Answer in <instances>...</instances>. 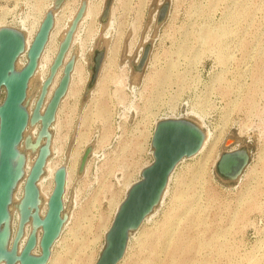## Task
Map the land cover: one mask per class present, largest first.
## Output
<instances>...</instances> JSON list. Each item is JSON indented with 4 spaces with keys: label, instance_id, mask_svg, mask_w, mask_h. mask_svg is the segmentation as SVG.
<instances>
[{
    "label": "rangeland",
    "instance_id": "374dc122",
    "mask_svg": "<svg viewBox=\"0 0 264 264\" xmlns=\"http://www.w3.org/2000/svg\"><path fill=\"white\" fill-rule=\"evenodd\" d=\"M52 1L0 0V28L28 32ZM107 1L65 0L55 11L49 57L87 4L67 54L75 58L72 86L51 127L49 161L71 176L49 264L97 263L119 206L153 162L157 123L175 118L196 123L209 143L177 165L119 264H264V0H113L102 24ZM238 149L249 164L236 181L224 180L219 158Z\"/></svg>",
    "mask_w": 264,
    "mask_h": 264
},
{
    "label": "water",
    "instance_id": "95a60500",
    "mask_svg": "<svg viewBox=\"0 0 264 264\" xmlns=\"http://www.w3.org/2000/svg\"><path fill=\"white\" fill-rule=\"evenodd\" d=\"M112 1H107L100 20L102 24L109 21ZM64 2L65 0H55L51 10L46 13L28 51V62L21 70H17L16 65L25 51V35L14 28L0 29V264H48L53 246L60 238L66 222L63 201L66 167H60L55 173L54 189L44 216L40 214L41 199L37 184L51 155V127L70 85L74 57L66 64L59 86L44 112L43 107L49 86L63 65L75 32L86 13L85 2L78 9L60 44L50 75L41 88L33 112L30 114L26 108L29 83L53 29L54 13ZM167 10L168 6L165 5L160 12L159 22L164 20ZM148 56L149 47L145 49L136 66L138 72L143 70ZM104 57L103 49L94 54L90 86H94L99 78ZM38 124L40 130L33 142L30 137H25V133L28 126ZM204 141L205 133L201 127L187 119H166L157 124L151 141L153 162L142 171L141 179L129 189L105 236V246L96 264H119L123 260L131 233L137 231L160 204L177 165L196 156ZM23 142L26 149H37V158L17 206L19 223L13 234L10 207L13 205L14 192L25 175L26 156L20 150ZM233 142L234 140L228 141L229 144ZM91 152L90 147L85 150L79 172L85 170ZM249 161L250 154L245 149L226 151L220 156L216 169L224 180L236 181L247 168ZM27 225L31 226V232L21 246ZM38 231H41L40 240ZM38 245L40 254L35 255Z\"/></svg>",
    "mask_w": 264,
    "mask_h": 264
},
{
    "label": "bare ground",
    "instance_id": "6f19581e",
    "mask_svg": "<svg viewBox=\"0 0 264 264\" xmlns=\"http://www.w3.org/2000/svg\"><path fill=\"white\" fill-rule=\"evenodd\" d=\"M54 1L55 0H53L50 3L49 9L47 10V12L49 10H51V8L53 7ZM46 13L41 18V20L38 21V23L35 26V28L30 29L26 33L20 31V32H22L25 35V38H26V47H25V51L23 52V54L19 57V59L17 61V65H16L17 66V70H21L27 64V62H28V58H27L28 51H29V49H30V47H31V45L33 43V40H34V38H35V36H36L39 28H40V25H41V23H42L45 15H46ZM86 15H87V13H86ZM55 25H56V18H55L54 26H53V29H52V31L50 33L48 42H47V44H46V46H45V48L43 50V53H42V55H41V57L39 59V63H38L37 69L35 71V74L33 75L32 79L30 80V83H29V88H28V93H27V101H26V108H27V110H28V112L30 114L33 112V110L35 108V105H36V101L37 100H35V95L38 94V92H41V88H42L43 84L48 79V77L50 75L51 68H52V66L54 64V61L56 59V56L58 54L59 47H60V44H61L60 43L59 45H57L58 47L53 51L52 55L49 57L48 52H49V47H50V44H51V41H52V38H53V30H54ZM68 25L69 26H67V28L65 29L64 33L62 32L63 34H62L61 42L63 41L66 33L69 30L70 24H68ZM1 28H4V27H1ZM67 54L65 56L63 65L59 68V70L57 71V73L55 74V76H54V78H53V80L51 82V85L49 86L48 94H47L46 101H45V104H44V107H43V112H44L47 104L50 102L51 98L53 97L54 92L58 88L59 83H60V81L62 79L65 66L69 62V60L67 59ZM75 71H76V67L74 66L73 72L71 74L70 85H69V88H68V91H67L65 97L69 94V90L71 89V86H72V78H73V74H74ZM33 85H34V94L32 95L31 94V89H32ZM64 98L62 99V101L64 100ZM62 101H61V103H62ZM59 108H60V106H59ZM58 112H59V109L57 111V114H58ZM57 114H56V119H57ZM39 130H40V124H38L36 126H33V127L28 126L27 131L25 133V137L28 136V137H30L32 139L33 142H35L36 139H37ZM209 139H210L209 138V134L208 133H205V141H204V144H203V147H202L201 151L198 154H201L206 149L207 144L209 143ZM52 145H53V143H52ZM21 152H24V154L26 156L25 175H24L23 179L19 182V184H18V186H17V188H16V190L14 192V195H13V205L10 207V213H11V218H12V220H11V228H12L13 234H15V232L17 230V227H18V223H19V212L17 210V206H18L19 202L21 201V199L23 197L24 185H25L26 179L28 178V176H29V174L31 172V169L33 167V164H34V162H35V160L37 158V149L36 148H30V149L24 148V151H21ZM51 153H53V146H51ZM152 157H153V152H152ZM60 167H62V166H60ZM60 167L57 166V164L52 165L51 162L49 161V158H48L47 163H46V166H45V169H44V174L41 176V178H40V180H39V182L37 184L38 189H39V192H40V199H41V205H40V214H41V216H44L45 213H46L48 201H49V199L51 197V194L53 192L54 185H55L54 184L55 173H56V171ZM66 170H67L66 184L69 185L71 171L68 168H66ZM65 192H66V188H65ZM63 201H64V204H65V194H64ZM13 206H14V210L12 209ZM120 206H119V208H120ZM64 216H66L65 215V212H64ZM65 225H66V222H65ZM65 225H64V227H65ZM64 227H63V229H64ZM30 232H31V226L30 225H27L26 228H25V237H24V239L22 241L21 246H23L25 244V242H26V240H27L28 235L30 234ZM62 232H63V230H62ZM61 235H62V233H61ZM38 238L40 240V238H41V231H38ZM60 238H61V236H60ZM60 238L57 240V242L55 243V245L59 242ZM54 246H53V248H54ZM52 252H53V249H52ZM34 254L35 255H39L40 254V247H39V245L35 249ZM51 256H52V254H51ZM50 260H51V258H50ZM50 260H49L48 264L50 263Z\"/></svg>",
    "mask_w": 264,
    "mask_h": 264
},
{
    "label": "built area",
    "instance_id": "2783aa9c",
    "mask_svg": "<svg viewBox=\"0 0 264 264\" xmlns=\"http://www.w3.org/2000/svg\"><path fill=\"white\" fill-rule=\"evenodd\" d=\"M175 119H182V118H175Z\"/></svg>",
    "mask_w": 264,
    "mask_h": 264
}]
</instances>
